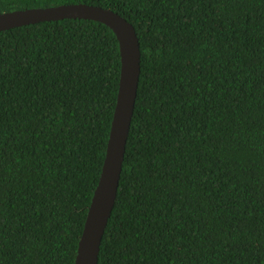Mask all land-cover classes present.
I'll return each instance as SVG.
<instances>
[{
  "label": "trees",
  "instance_id": "obj_1",
  "mask_svg": "<svg viewBox=\"0 0 264 264\" xmlns=\"http://www.w3.org/2000/svg\"><path fill=\"white\" fill-rule=\"evenodd\" d=\"M88 3L140 39L141 77L98 264H264V0ZM88 19L0 32V264H75L121 76Z\"/></svg>",
  "mask_w": 264,
  "mask_h": 264
},
{
  "label": "water",
  "instance_id": "obj_2",
  "mask_svg": "<svg viewBox=\"0 0 264 264\" xmlns=\"http://www.w3.org/2000/svg\"><path fill=\"white\" fill-rule=\"evenodd\" d=\"M88 19L110 27L119 40L121 76L106 158L81 237L75 264H98L102 240L116 204L141 77L142 52L135 26L100 5L71 3L0 13V32L64 19Z\"/></svg>",
  "mask_w": 264,
  "mask_h": 264
}]
</instances>
